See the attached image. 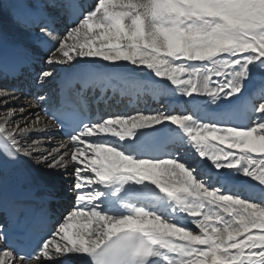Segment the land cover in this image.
<instances>
[{
    "label": "snow or ice",
    "instance_id": "6c2138e0",
    "mask_svg": "<svg viewBox=\"0 0 264 264\" xmlns=\"http://www.w3.org/2000/svg\"><path fill=\"white\" fill-rule=\"evenodd\" d=\"M77 16L45 61L41 82L57 64L94 67L102 59L118 69L125 61L146 66L189 98L227 100L239 98L254 68L264 71V0H97ZM41 32L52 37L46 27ZM14 91L0 89V97ZM256 99L216 120L191 110L104 119L77 106L45 110L67 130L66 141L37 154L50 168H73L76 204L33 253L19 252L17 260L10 246L0 250V264L68 254L82 264H264V95ZM252 115V126H227ZM37 123L38 114L33 130ZM16 132L0 123V154L31 156L36 147L22 150ZM169 132L191 150L189 159L149 142ZM0 241L7 242L2 226Z\"/></svg>",
    "mask_w": 264,
    "mask_h": 264
},
{
    "label": "bare ground",
    "instance_id": "6f19581e",
    "mask_svg": "<svg viewBox=\"0 0 264 264\" xmlns=\"http://www.w3.org/2000/svg\"><path fill=\"white\" fill-rule=\"evenodd\" d=\"M3 4L4 9H8L10 7L11 10H9V15L8 12L6 11V13L0 14V28H5V25L3 23V20L6 19V23H10V18L14 20V16H15V9H14V1L17 0H0ZM10 3L7 5V2ZM97 2V1H96ZM95 2V3H96ZM11 27H13V25H11ZM10 27L11 30H4L3 32L1 31L0 34L1 36L6 39L4 40V43L7 45L6 47L15 50L17 52H19L21 55L23 56H27V54H30V56H37L40 60H42L43 62L46 61V58L49 55L43 54L41 52L34 51V52H24L22 50L23 47H21L20 45H18L17 43H15L14 41L18 42L16 39H20V40H30L29 37L26 36V33L23 32H18L17 30L13 29ZM21 37V38H20ZM34 38V37H33ZM32 38V40H33ZM48 42L49 45H54V37H49L48 35L45 37ZM31 41V40H30ZM73 42V41H72ZM30 46L32 45V43H29ZM97 44H99V41H97ZM11 46V47H10ZM59 46V45H58ZM58 55V53H57ZM100 59V58H97ZM120 63V68L118 69H112L111 67H109L107 65V62L102 61V59L100 60V63L96 66H90V65H84V64H80V63H73L72 67L69 68L65 65H54L53 67H55L56 71L55 73H53V75L48 78V80L50 79L51 81H57L60 78H62L64 75H75V74H79L81 72H87V73H95L98 74V79H97V83L99 84L100 87L102 88H109L110 87L112 89L109 90V94H114L116 97L119 96L121 89H123L127 95L130 96V99L128 101H126V105L124 107V109H122L121 111V115H126L127 114V106L130 102V100L135 99L136 96L137 97H141L142 95V90H147V92H155V89H166V93L162 94V96H160L164 102L167 104V106L171 109H164V112H167L168 114H184L182 112V109L176 108L175 105L177 104H181L184 103V101H193V105H195V108L198 106V108L196 109L198 111V113L200 115H202V111H204V109H208L207 106H209V108H215L217 103L216 101L210 105V103H206V106L203 107L201 105H199L202 101V99H195V94H194V98H189L187 96L182 95L178 90H174V86L171 85L170 81H167L165 78L162 77H156L154 72L150 69H147L146 66H134L132 65L130 62H125V61H121ZM47 65V64H46ZM49 66V65H47ZM51 82L49 84H46L47 86H50ZM244 94V93H243ZM239 95V98L237 99V104H243L246 102V98L249 96L248 93L246 95ZM251 96H258L256 93L252 94L250 92ZM262 95V94H261ZM14 97V99H13ZM159 97V93H156L155 96V100ZM207 100V99H206ZM218 101V100H217ZM32 102H27V101H23L22 99L16 98L15 96H9L7 98L5 97H0V114H2V107H4L5 105H11L10 107H12L13 109H15V115L14 118L16 117H21L19 120H15L14 122H24L23 116L25 117V115H27V119H25V122H29V119H32L37 116V114L40 117V123L41 127L37 130V136H42L45 138V135H42L44 133H46V131H42L40 129L45 128L44 126L46 125V129L48 130V133L55 131L52 128V125L45 120V110L43 109L42 105H34ZM209 102V101H208ZM221 102V101H220ZM213 105V106H212ZM11 108V109H12ZM218 108V107H217ZM23 109V111H21ZM9 110V109H8ZM213 113V117H219L217 111H215L214 109H209L207 111H210ZM1 118V117H0ZM11 118V117H10ZM13 118V120H14ZM11 120V119H10ZM8 119V122L5 123V119H0V123H4V124H8L10 121ZM169 127H173L175 125H172L171 122H167ZM43 125V126H42ZM156 127H160V126H156ZM114 139H118V138H114ZM18 140V139H17ZM20 142L22 143V140L19 141V145ZM39 143L43 144V145H51L55 148H58L61 142H57V138L52 136H47V138H45L44 140H40ZM41 146V145H40ZM70 146V145H69ZM21 147V146H20ZM183 147H186L187 150L191 153V150L187 147V145H183ZM41 148V147H40ZM21 149L23 150V148L21 147ZM53 149H50V151H43L41 149H38V151L34 152V156H39L37 159H34L33 154L31 156H26L27 159L29 160V163L32 167H34L36 169V171L39 173V175L41 177H45L46 179L47 176L42 174L40 171V168L44 165V163L40 162V155H38L37 153H42V154H46L47 152H51L53 151ZM45 150V149H44ZM39 161V162H38ZM69 164H71L70 158H69ZM210 164V162H209ZM57 169V168H54ZM60 170L62 169H58V171L56 172H60ZM68 174V173H67ZM69 175V174H68ZM67 177V176H66ZM70 178H72V175H70ZM44 179V180H46ZM249 179V178H247ZM250 181L251 178L249 179ZM255 182V183H253ZM253 184H256L258 182L256 181H252ZM231 187V185H230ZM185 226L188 227L189 229H192L194 231H198V229H195L194 225L190 224L187 222V220L185 219L184 221ZM66 256H70V260H67L65 262H62V260H64L66 258ZM61 255L56 257L55 259H59V262H55V261H45L43 264H76L78 262V260H80V258H78L76 255L74 254H68V255ZM42 259V256H41ZM25 264H38V261L34 260V261H30L29 263H25Z\"/></svg>",
    "mask_w": 264,
    "mask_h": 264
},
{
    "label": "rangeland",
    "instance_id": "374dc122",
    "mask_svg": "<svg viewBox=\"0 0 264 264\" xmlns=\"http://www.w3.org/2000/svg\"><path fill=\"white\" fill-rule=\"evenodd\" d=\"M3 13H5V10L3 9V5H2V2L0 1V14H3ZM3 23H4V25H5V27H6V19L5 20H3ZM12 28V27H11ZM13 30V29H12ZM58 41H59V38H58ZM74 42V41H73ZM71 40L70 41H68V43H73ZM59 45V44H58ZM58 45H57V47H58ZM50 67V66H49ZM51 70L53 71V73H55V71H56V69H55V67H53V66H51ZM213 79V81H215V77H213L212 78ZM259 90L260 91H263V93H262V95H264V71H261L260 69H258V68H254L253 69V71H252V74H251V78L250 79H248L246 82H245V86H244V89H243V95H246L247 93H249L250 94V92L253 94V93H255L256 91H258L259 92ZM259 96H261V95H259ZM258 96V97H259ZM16 98H18V96H15ZM196 97H198V99L199 98H202V99H204V100H206L207 99V101H209V103H213V105H214V102L216 101V103H217V105H216V108L217 107H219V108H221V109H223V108H226V109H228V108H231V107H233V106H231L232 104H230V101L231 100H233V101H236V99H233V98H228L227 100H224V99H220V100H214L213 98H211V97H208V96H205V95H196L195 94V98ZM253 97V98H252ZM258 97H254V96H250V98H252L251 100L250 99H248V100H250L249 102H254L255 104H258L259 103V100L258 99H256V98H258ZM19 99H21V98H19ZM200 100V99H199ZM221 101V102H220ZM201 102H203V101H201ZM211 103V104H212ZM210 104V105H211ZM225 105V106H223V105ZM212 105V106H213ZM11 105H5L4 107H2V114H0V117L2 118V119H5V117L8 115V112L9 111H12L13 112V116H11V118L10 117H8V119L10 120H13V118H14V115H15V109H13L12 107H10ZM187 106L188 105H184V108H187ZM158 109H160V111L163 109V108H165L166 107V104L161 100V102L160 103H158V105L156 106ZM12 108V109H11ZM9 109V110H8ZM159 110H157L155 113H157V112H160ZM145 114V113H144ZM154 114V113H153ZM0 118V119H1ZM21 117H16V118H14V120L13 121H11V122H9L8 124H5V127L6 128H8L9 130H11V129H13V128H16L17 129V132H16V139H18L17 141L19 142V141H21L22 140V143L20 142V146L23 148V149H27L30 145H33V146H35L36 147V151H38V149H41V150H43V151H50V149H53L54 147L53 146H51V145H43V144H41V143H39V141L40 140H44L45 138H47V136L45 135V133L44 134H42V135H45V138L44 137H42V136H37V130L41 127V124H36L35 125V129H37V130H33V128H34V125H33V121L35 120L34 118H32V119H29V122L27 121V122H25V119H27V115H25V117L23 116V118H25L24 119V122H14L15 120H19ZM36 118V117H35ZM249 119V118H248ZM254 119H256V117L254 116V115H252L251 117H250V120H248V122H251V120H254ZM43 126V125H42ZM250 126H252V125H250ZM24 128H27V129H29V131L27 132V133H23V134H21L20 132H19V129H24ZM43 130L42 131H46V132H48V130L49 129H46V128H42ZM214 143H219L218 141H214ZM41 145V146H40ZM221 147H224V145H220ZM41 147V148H40ZM45 149V150H44ZM70 149V148H69ZM69 149H66V151H69L70 152V150ZM191 156V153L190 152H188V153H186V155H183V156H180V158H181V161H183V160H185V159H189L188 157H190ZM33 157H34V159H37L39 156H34V154H33ZM37 157V158H36ZM39 162V161H38ZM49 163H51V161H49ZM40 171H41V173L42 174H44V175H46L47 176V178L48 179H46V181H48V182H50V181H54V180H58V187L60 186L61 188H63V189H65V184H66V179L69 177V175H71V171H69V169L67 168V170L65 171V170H60V172H56V171H58V169H54V168H50L49 166H48V164H46V163H44V165L40 168ZM73 172V171H72ZM69 175H68V174ZM67 176V177H66ZM250 179V178H249ZM72 180V179H71ZM253 181V180H252ZM252 181H250L251 183H252ZM253 183H255V182H253ZM72 184H73V180H72ZM72 184H70V186H69V189L68 190H72ZM257 185H258V183H256ZM213 187H216V185H213ZM66 191V190H65ZM253 202H255V201H253ZM198 232V231H197ZM54 239H56V240H59V237H55ZM53 252H54V248H53ZM56 258V257H55ZM55 258H51V259H46V258H44L43 257V259L42 260H40L39 262H38V264H43L45 261L47 262V260L48 261H59V259H55ZM68 258H70V256H66V259H65V261L68 259ZM52 259H54V260H52Z\"/></svg>",
    "mask_w": 264,
    "mask_h": 264
}]
</instances>
